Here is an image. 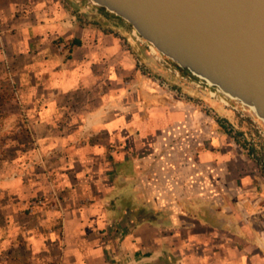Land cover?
<instances>
[{"label": "crops", "instance_id": "crops-1", "mask_svg": "<svg viewBox=\"0 0 264 264\" xmlns=\"http://www.w3.org/2000/svg\"><path fill=\"white\" fill-rule=\"evenodd\" d=\"M126 38L61 0H0V264H264V195Z\"/></svg>", "mask_w": 264, "mask_h": 264}, {"label": "water", "instance_id": "water-1", "mask_svg": "<svg viewBox=\"0 0 264 264\" xmlns=\"http://www.w3.org/2000/svg\"><path fill=\"white\" fill-rule=\"evenodd\" d=\"M264 121V0H90Z\"/></svg>", "mask_w": 264, "mask_h": 264}, {"label": "rangeland", "instance_id": "rangeland-1", "mask_svg": "<svg viewBox=\"0 0 264 264\" xmlns=\"http://www.w3.org/2000/svg\"><path fill=\"white\" fill-rule=\"evenodd\" d=\"M61 1L65 7L77 12L79 16L90 18L91 22H96L104 28H119L121 32L126 33V46L135 53L137 68L144 75L149 85L159 88V95L163 103L169 101L174 105L188 104L200 113L201 116L198 121L209 120L212 124L211 132L213 131L215 134L210 133V139L205 140L207 148L212 149V151L220 149L223 153H226L229 160L227 167L231 169L242 168L243 175L253 177L257 193L264 195V123L262 121L254 123L248 113H238L230 108L223 107L200 93L194 86L175 78L164 65L149 54V49L145 45L143 46L134 41L132 36L134 28L115 14L101 11V8L96 10L92 5L89 8L88 3L90 0ZM138 60L143 63L142 67L138 66ZM170 62L172 61L170 60ZM172 63L174 66L179 67L174 62ZM180 71L185 75L190 74L182 68H180ZM6 97L9 98L10 96H4L3 98L6 99ZM170 97L172 98L169 99ZM227 97L237 100L228 95ZM206 130L208 131L207 128ZM218 136H221L220 141ZM3 140L7 139L3 138ZM192 141L194 143L195 139L193 138ZM12 151V149L2 150L0 143V153L2 152L6 157H9ZM207 166L214 168L216 164L210 163V165H203L200 168L205 169ZM209 180L212 183L216 181L213 175L209 176ZM225 184L231 190V193H235L238 188L230 180ZM217 199L221 201V197Z\"/></svg>", "mask_w": 264, "mask_h": 264}, {"label": "built area", "instance_id": "built-area-1", "mask_svg": "<svg viewBox=\"0 0 264 264\" xmlns=\"http://www.w3.org/2000/svg\"><path fill=\"white\" fill-rule=\"evenodd\" d=\"M88 5L89 8H91L90 6L92 5V7H95L96 10H98L99 8L92 2H89ZM132 36L136 43H139L143 46L145 45L149 49V54L160 64L164 65L175 78L194 86L200 93L208 96L211 100L217 102L223 107L230 108L238 113H248L254 120V123H257L258 121H262L264 123V121L259 118V116L254 113L249 107L245 106L237 100L230 99L219 87L212 84L208 80L197 77L191 73L188 75L183 74L180 71L179 67L174 66L166 56L161 54L153 45L143 39L135 29L132 30ZM138 66H143V63L140 60H138ZM40 203L42 204L41 201L39 202V204Z\"/></svg>", "mask_w": 264, "mask_h": 264}, {"label": "bare ground", "instance_id": "bare-ground-1", "mask_svg": "<svg viewBox=\"0 0 264 264\" xmlns=\"http://www.w3.org/2000/svg\"><path fill=\"white\" fill-rule=\"evenodd\" d=\"M194 75V74H193ZM195 76H197V75H195ZM197 77H199V76H197ZM201 78V77H200ZM202 79H204V78H202ZM224 92V91H223ZM225 93V92H224ZM226 94V93H225ZM226 95H228V96H231V97H233L232 95H230V94H226ZM233 98H236V97H233ZM237 99V98H236ZM237 100H239V99H237ZM239 101H241V100H239ZM242 102V101H241ZM245 106H247V107H249L254 113H256L257 114V110L254 108V107H252V106H250V105H247V104H245L244 102H242ZM258 115V114H257ZM260 118V117H259Z\"/></svg>", "mask_w": 264, "mask_h": 264}, {"label": "trees", "instance_id": "trees-1", "mask_svg": "<svg viewBox=\"0 0 264 264\" xmlns=\"http://www.w3.org/2000/svg\"><path fill=\"white\" fill-rule=\"evenodd\" d=\"M100 10H101V11H104V12H107L104 8H101Z\"/></svg>", "mask_w": 264, "mask_h": 264}]
</instances>
